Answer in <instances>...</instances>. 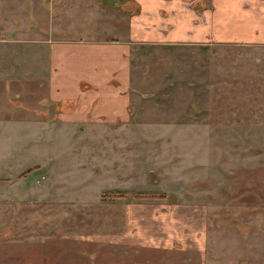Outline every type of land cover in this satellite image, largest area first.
<instances>
[{
	"label": "rangeland",
	"instance_id": "rangeland-1",
	"mask_svg": "<svg viewBox=\"0 0 264 264\" xmlns=\"http://www.w3.org/2000/svg\"><path fill=\"white\" fill-rule=\"evenodd\" d=\"M126 1L121 9L112 0H0V40L18 38L14 53L0 43V70L14 69L0 78V240L78 235L103 250L111 229H125L128 206L150 221L159 204L188 201L205 217L204 264H264V46L210 48L208 94L199 96L208 105L198 112L207 124L192 131L90 127L60 122L56 105L42 111L37 69L47 53L40 40L114 36L138 11L135 0ZM154 71L141 84L155 87ZM187 83L177 80L201 86L199 79ZM153 93L144 98H162ZM74 246L54 258H79Z\"/></svg>",
	"mask_w": 264,
	"mask_h": 264
},
{
	"label": "crops",
	"instance_id": "crops-1",
	"mask_svg": "<svg viewBox=\"0 0 264 264\" xmlns=\"http://www.w3.org/2000/svg\"><path fill=\"white\" fill-rule=\"evenodd\" d=\"M135 1L138 11L124 16V29L114 36L40 40L47 53L43 67L37 69L47 100L40 104L42 111L60 100L74 99L72 110L55 114L60 122L110 125L113 130L155 126L173 127L176 133L192 131L207 124V120L198 121V112L208 105L199 96L208 94L203 83L209 74L210 48L218 44L264 46V0ZM0 41L12 47L10 53L16 51L18 38ZM5 54V50L0 52L2 57ZM10 69L2 68L0 78L9 77L14 71ZM152 69L151 79L157 82L147 87L151 82L141 83ZM181 78L187 84L199 79L201 86L183 88L177 85ZM154 91L162 98L153 102L144 98ZM144 105L150 106L144 109ZM165 206L159 204L162 211L150 216V221L132 214L128 206L125 229L118 233L111 229L103 250L95 247L94 239L85 242L78 235H47L42 243L7 245L0 240V264H92L85 256L90 249L93 264H204L205 217L196 215L195 205L188 201L176 202L169 209ZM144 222L154 223L155 230L149 231ZM73 246L83 257L54 258L59 256L57 250L65 255V249Z\"/></svg>",
	"mask_w": 264,
	"mask_h": 264
},
{
	"label": "flooded vegetation",
	"instance_id": "flooded-vegetation-1",
	"mask_svg": "<svg viewBox=\"0 0 264 264\" xmlns=\"http://www.w3.org/2000/svg\"><path fill=\"white\" fill-rule=\"evenodd\" d=\"M112 3L117 4L118 2H116L115 0H112ZM53 105H56V107L58 106V108H61L60 110L57 108V110H59V112H61V111H68L67 110L68 108L70 110H72V108H74V106H75V100L74 99H63V100H60L57 103H54ZM93 259H94V256H93Z\"/></svg>",
	"mask_w": 264,
	"mask_h": 264
},
{
	"label": "trees",
	"instance_id": "trees-1",
	"mask_svg": "<svg viewBox=\"0 0 264 264\" xmlns=\"http://www.w3.org/2000/svg\"><path fill=\"white\" fill-rule=\"evenodd\" d=\"M114 5L120 7L121 9H126V8L129 7V5L127 4L126 0L124 2L123 1L122 2L119 1L117 4H114Z\"/></svg>",
	"mask_w": 264,
	"mask_h": 264
}]
</instances>
